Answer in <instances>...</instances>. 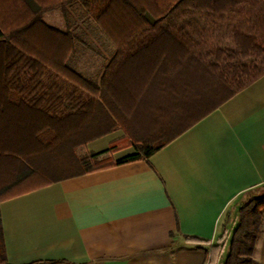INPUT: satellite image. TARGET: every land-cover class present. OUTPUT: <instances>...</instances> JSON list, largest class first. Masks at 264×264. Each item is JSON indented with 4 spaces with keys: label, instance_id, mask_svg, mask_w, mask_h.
<instances>
[{
    "label": "trees",
    "instance_id": "obj_1",
    "mask_svg": "<svg viewBox=\"0 0 264 264\" xmlns=\"http://www.w3.org/2000/svg\"><path fill=\"white\" fill-rule=\"evenodd\" d=\"M74 3L116 48L100 82L73 66L82 42L69 24L44 21L49 12L66 16ZM262 76L264 0H0V203L149 159ZM120 129L125 134L107 150L87 149ZM128 147L135 152L114 158ZM260 190L228 211L216 242L187 241L210 245V263L255 264ZM0 264H10L1 212Z\"/></svg>",
    "mask_w": 264,
    "mask_h": 264
},
{
    "label": "crops",
    "instance_id": "obj_2",
    "mask_svg": "<svg viewBox=\"0 0 264 264\" xmlns=\"http://www.w3.org/2000/svg\"><path fill=\"white\" fill-rule=\"evenodd\" d=\"M47 14V24L66 30L62 12L58 21L46 18ZM103 36L107 43L101 39L91 54L97 60L102 57V65L96 62L87 68L75 67L97 82L116 54L114 44ZM131 121L138 125L139 118ZM145 125L141 124L139 134L149 131ZM124 134L120 129L89 143L87 149L105 151ZM134 152V147H128L114 157ZM261 186L264 76L149 159L66 179L2 201L8 261L213 264L207 252L210 245L188 242L187 238L216 242L228 211L246 192ZM237 223L228 224L231 234ZM252 258L255 264H264V223Z\"/></svg>",
    "mask_w": 264,
    "mask_h": 264
},
{
    "label": "rangeland",
    "instance_id": "obj_3",
    "mask_svg": "<svg viewBox=\"0 0 264 264\" xmlns=\"http://www.w3.org/2000/svg\"><path fill=\"white\" fill-rule=\"evenodd\" d=\"M59 13L60 11L48 13L46 18L51 16V18L55 19V21H58L61 18V15H59ZM66 17L67 23L79 36L82 42L79 56L72 61L73 66L77 67L79 64L83 68H87L88 64L94 63L95 65L96 62L98 63V66L99 64L102 65L103 58L99 57V59L97 60L96 58L94 59L91 54H93V49L96 48L97 44H99L100 41L103 40L105 43L106 40L102 38V36L104 35L102 32L103 30L89 15H87L85 10L78 3H74L73 5L68 7ZM256 194L264 195V190H260Z\"/></svg>",
    "mask_w": 264,
    "mask_h": 264
}]
</instances>
